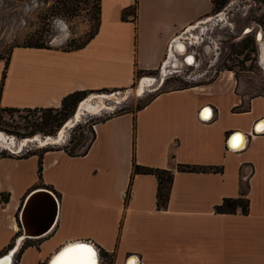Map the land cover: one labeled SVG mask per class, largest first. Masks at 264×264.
Masks as SVG:
<instances>
[{"label": "crops", "instance_id": "crops-1", "mask_svg": "<svg viewBox=\"0 0 264 264\" xmlns=\"http://www.w3.org/2000/svg\"><path fill=\"white\" fill-rule=\"evenodd\" d=\"M134 1L100 0L98 28L80 47H13L7 65L0 58V106L59 107L70 92L123 88L138 72L162 78L167 62L179 64L174 39L193 38L187 26L214 6L213 0H136V18L123 19L122 9ZM227 78L162 88L140 107L105 116L84 153L70 154L63 145L42 151L40 173L36 151L0 156V190L11 196L0 247L21 230L11 212L28 190L45 186L57 197L56 219L45 234L20 241L19 264L30 253L39 264L79 239L111 264H264V132L250 135L264 118V94L244 106ZM28 158L25 178L10 165ZM134 162L173 170L166 207L156 205V175L134 173ZM178 163L215 168L178 170ZM248 164L252 171L243 180ZM243 191L247 212L215 209Z\"/></svg>", "mask_w": 264, "mask_h": 264}, {"label": "rangeland", "instance_id": "rangeland-1", "mask_svg": "<svg viewBox=\"0 0 264 264\" xmlns=\"http://www.w3.org/2000/svg\"><path fill=\"white\" fill-rule=\"evenodd\" d=\"M63 1L67 0H0V58L6 60L13 47L35 40L63 49L73 48L85 40L95 28L96 0H79L73 5H66ZM219 1L216 0L217 3ZM263 13L264 0H225L213 8L202 22H197V27L191 29L192 34L197 36L195 40L201 41L199 37H204L199 44H195L197 49L195 66L178 65L170 70L161 83H157L159 79L154 77L157 72H138L129 86L89 91L83 97L92 92L119 95L132 88L131 94L119 102L106 100L107 103L112 102L110 107L95 113L83 114L79 121L69 127L63 141L46 142L43 145L31 141L25 145H15L16 148L0 146V156H26L31 150L41 153L46 147L59 145L66 146L72 153L81 152L94 135L92 123L109 114L137 108L159 89L188 85L191 82L211 81L220 74H225L226 79L230 71L231 76L227 78V82L234 86L235 92L242 99V104L246 106L249 97L264 94ZM258 31H261L259 40L256 39ZM143 76L151 77L153 82L141 93L136 94L135 88ZM79 101L80 99L69 116L55 130H50L51 126L54 120L61 116L63 109L53 116L54 119L50 117L46 120V115H54L55 108L7 110L0 106V131L13 137L15 142L35 135L44 137L51 134L49 137H53L75 114ZM4 163L2 162L1 166ZM32 163L33 159L28 158L9 165L16 174L20 171L27 178L31 176ZM10 197L8 190H0V234H3L10 224L9 205L6 206ZM11 213L16 216V208ZM16 235H12L11 241L0 247V256L12 248ZM24 247L22 243L13 254L10 264H19ZM50 252L39 261V264H47L46 259ZM98 262L111 264V260L104 259L102 254H99ZM27 264H36L32 253L28 255Z\"/></svg>", "mask_w": 264, "mask_h": 264}, {"label": "trees", "instance_id": "trees-1", "mask_svg": "<svg viewBox=\"0 0 264 264\" xmlns=\"http://www.w3.org/2000/svg\"><path fill=\"white\" fill-rule=\"evenodd\" d=\"M75 1H79V0H67V1H63L64 4L66 5H73V3H75ZM225 0H220L218 3L216 2V0H213L214 6L213 8L217 7L218 5H220L222 2H224ZM96 24H95V28L94 30L89 34V36L83 40L80 44L75 45L73 48H77L80 47L82 45H84L96 32L99 22H100V0H96ZM129 15H131L132 19L136 18V0L124 7L121 11V17L123 19H127L129 18ZM263 21H264V13H263ZM24 45H29V46H46L49 47V45L45 44L43 41H39V40H35L33 42H29L26 43ZM8 58H6L5 60V64L7 65V61ZM5 65V67H6ZM5 74V70H3V76ZM0 90H1V85H0ZM87 90H75L73 92H70L68 94H66L61 101V105L59 107H48V108H55V113L54 115L48 114L46 115L45 119L48 120L50 117H53L56 115L57 112L62 111L61 116H59L58 118H56V120H54L53 125L51 126L50 130H55L56 128H58L60 126V124L62 123V121L64 119H66L70 112H72L74 106L76 105V103L78 102V100L82 99V97L87 93ZM141 105H139L138 107H140ZM3 108L7 109V110H14V109H18L19 107H12V106H2ZM26 108H31V107H26ZM35 108V107H34ZM126 110V109H124ZM123 110V111H124ZM54 119V117L52 118ZM94 137V135H93ZM92 137V138H93ZM91 138V140H92ZM90 140V141H91ZM90 141L87 143L86 147L84 150H82L81 152L78 153H84L90 143ZM48 148H44L43 151L47 150ZM64 149L70 153V154H75L70 152L66 146H64ZM41 153H39V158H38V173H40V168H41ZM214 169V166L211 165H199V164H190V163H178L177 164V169L178 170H207V169ZM133 172H151L154 173L156 175L157 178V191H156V205L159 208L162 207H166L167 205V201H168V197H169V192H170V188H171V183H172V178H173V170L171 168H166V167H152V166H147V165H142V164H138L136 162H134L133 164ZM246 193V191H243V195L240 196H236V197H232V196H226L222 199V201L219 204L215 205V209L217 211H226V212H232V211H236V210H240L243 213L248 211V197L245 196L244 194ZM128 194V190L127 193Z\"/></svg>", "mask_w": 264, "mask_h": 264}, {"label": "bare ground", "instance_id": "bare-ground-1", "mask_svg": "<svg viewBox=\"0 0 264 264\" xmlns=\"http://www.w3.org/2000/svg\"><path fill=\"white\" fill-rule=\"evenodd\" d=\"M219 17H220V19L222 18V16H219ZM205 18H207V17H205ZM202 20L197 21V22H202ZM196 25H198V24L196 23L195 26ZM191 29L193 30V27L189 26V30H191ZM192 37L193 38H191V40L193 41L195 36H193V34H192ZM199 39H200V37H199ZM191 40H190V44H192V45L200 43V41H197L196 43H194ZM263 44H264V41H263ZM174 47H175V49L178 52H180L182 54V56L187 55L186 56V60L188 62H191L194 59L193 55H188L189 52L184 51L186 45L182 41H176L174 43ZM175 58L180 63V59H179V57L177 55H175ZM230 75H231V71H230ZM152 82H153V79L151 77L143 76L141 78V80L139 81L137 87L135 88V93L136 94L141 93L146 87L148 88V86H150L152 84ZM131 91H132V88L123 91L119 95L117 93H111V94H106V95H104L103 93H96V92L90 93L87 96L83 97L79 101V104H78V107H77V110H76L75 114L65 123L64 126H62L57 131V134L55 136H53V137H49V136L39 137L38 135H35L33 137H29V138L22 139V140H19V141L15 142L13 137H11V136L5 134L4 132L0 131V146L2 148H12V147H15V145L21 146V145H25V144H27L28 142H31V141L35 142L37 144L39 143V145H43L46 142H54V143H56L58 141L61 142L66 137L69 127L72 126L77 121H79L83 114H85V113H95L98 110L108 108V107L111 106L112 102H119L121 99L125 98L126 95L131 94L130 93ZM106 100H112V102H110V103L108 102L107 103ZM203 116L204 117L208 116V113L203 114ZM262 126L263 125L260 124L258 127L261 128ZM239 144L240 143H236V144H233V145H236V146L238 145L239 146ZM11 225H12V228L15 231L19 230V227H18V225H17V223L15 221H12ZM72 242L73 241L68 242V243L64 244L63 246H61L58 250L53 251V253L47 259V264H54V261L60 255L59 252L61 250L63 251L65 248L71 246ZM20 246H21L20 241L17 240V242L13 243L12 248H10L9 251H7V253H9V255L11 257V260H12L13 254L20 248ZM90 246L93 247L94 245H90ZM95 252H96V257H97V264H99V262H98L99 261V254H98V250H97L96 247H95Z\"/></svg>", "mask_w": 264, "mask_h": 264}, {"label": "water", "instance_id": "water-1", "mask_svg": "<svg viewBox=\"0 0 264 264\" xmlns=\"http://www.w3.org/2000/svg\"><path fill=\"white\" fill-rule=\"evenodd\" d=\"M260 35L261 31H258L256 38L257 40L260 39ZM176 41L182 40L175 38L173 44ZM204 110L208 111V106H204L202 108V113L204 112ZM240 133L241 132L236 131V134ZM50 135L51 134H47V136ZM237 146L235 145L234 147ZM57 211L58 200L51 189L45 186H38L28 190L24 195L15 216L16 221L21 228L20 232H18V235L15 237V242H17V240L21 241L22 238L24 239L26 237H38L45 234L52 227L56 219ZM76 243H86L88 245H93L92 242L88 240L80 239L73 241L72 245ZM92 248L95 249L94 246ZM61 251L59 253H61ZM10 263L11 257L9 253H3V255L0 256V264Z\"/></svg>", "mask_w": 264, "mask_h": 264}, {"label": "built area", "instance_id": "built-area-1", "mask_svg": "<svg viewBox=\"0 0 264 264\" xmlns=\"http://www.w3.org/2000/svg\"><path fill=\"white\" fill-rule=\"evenodd\" d=\"M207 16H208V15H205V16L199 18L197 21H200V20H202L203 18H205V17H207ZM197 21H195V22L189 24L187 27L190 26V27H193V29H194L195 27H197V26H195V24L197 23ZM200 38H201L202 40H204V37H200ZM180 39H181V40L183 41V43L186 45L184 51L189 52L188 55H193L194 59H193L191 62H188V61L186 60V56H187V55L182 56V54H181L180 52L176 51L175 48L173 47V48H174V49H173V50H174V54L177 55V56L179 57V59H180V63H179V64H178V63H173V64H172V63L170 62V64H168L169 62H167L166 66H165L166 70H165V71H162V73H163V74H162V75H163L162 78H161V74H159V72H158L157 74H154V77H155L156 79H159V81H158L157 83H159V82L161 83L162 80L164 79L163 77L168 76V73H170V70H172L173 68H176V66H178V65H187V66H188V65H190V66L194 65V66H195L194 63L196 62V55H197V49L195 48V45L190 44V40H191V38L188 37L187 35L181 37ZM202 40H201V41H202ZM201 41H200V42H201ZM197 64H198V62H197ZM215 72H216V69L213 70V73H215ZM110 109H112V108H110ZM263 121H264V118H259V119L257 120V124H256L253 128H251L250 135L264 132V126L261 127V128L257 127V125H259V124L262 123ZM91 125H92V129H93L94 132H95V129H96V122H95V123H92ZM247 167H248V170L242 174V179H243V180H247L248 176L250 175V173H251V171H252V166H251L250 164H248Z\"/></svg>", "mask_w": 264, "mask_h": 264}, {"label": "snow or ice", "instance_id": "snow-or-ice-1", "mask_svg": "<svg viewBox=\"0 0 264 264\" xmlns=\"http://www.w3.org/2000/svg\"><path fill=\"white\" fill-rule=\"evenodd\" d=\"M240 139V137L235 138L237 141ZM54 264H97L96 252L86 243H76L65 248Z\"/></svg>", "mask_w": 264, "mask_h": 264}, {"label": "flooded vegetation", "instance_id": "flooded-vegetation-1", "mask_svg": "<svg viewBox=\"0 0 264 264\" xmlns=\"http://www.w3.org/2000/svg\"><path fill=\"white\" fill-rule=\"evenodd\" d=\"M261 41H262V40H261ZM16 234H17V233H16ZM16 234H15V235H16ZM14 242H15V239H14Z\"/></svg>", "mask_w": 264, "mask_h": 264}]
</instances>
